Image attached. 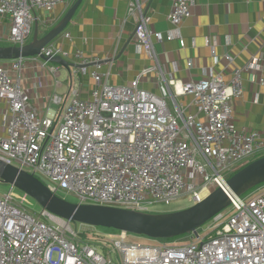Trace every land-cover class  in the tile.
Here are the masks:
<instances>
[{"label": "built area", "instance_id": "built-area-1", "mask_svg": "<svg viewBox=\"0 0 264 264\" xmlns=\"http://www.w3.org/2000/svg\"><path fill=\"white\" fill-rule=\"evenodd\" d=\"M66 2L0 0V17L8 20L6 40L25 44L34 11H51ZM191 5L192 0H172L167 15L172 29L163 37L149 28L141 2L131 0L127 15L135 24L132 39L153 65L126 85L110 84L94 69L87 97L72 89L62 104V97L53 94L42 112L31 107L21 83L29 58L0 61V100L8 109L0 159L41 176L61 198L72 194L77 203L144 212L187 194L193 204L217 187L224 189L231 174L250 158L264 155V128L234 123L230 102L242 94V73L250 65L234 68L227 81L212 69L195 80L164 77L152 38L178 39L183 46L178 28L190 16ZM63 35L69 38V33ZM205 43L214 54L215 39L207 37ZM42 53L68 56L53 44ZM72 55L81 65L99 60L81 50ZM250 62L257 64L258 58ZM255 70L264 87V65ZM149 74L155 76L156 92L140 82ZM184 95L190 97L187 103L179 101ZM11 190L0 194V264H264V183L239 197L229 196L226 208L197 228L196 235L184 234L186 242L179 244H140L123 231L96 233V227H76L44 209L36 217L22 206L25 196L17 200Z\"/></svg>", "mask_w": 264, "mask_h": 264}, {"label": "crops", "instance_id": "crops-1", "mask_svg": "<svg viewBox=\"0 0 264 264\" xmlns=\"http://www.w3.org/2000/svg\"><path fill=\"white\" fill-rule=\"evenodd\" d=\"M130 1L82 0L64 30L69 33V38L62 33L51 43L67 53L68 56L61 55L71 63H78L72 55L76 50L99 59L97 63L87 64L85 71L71 67L69 72L57 64L26 59L21 70V83L35 111H45L53 94L62 97V104L72 89L77 90L81 97H87L94 87L89 75L94 69L105 74L108 83L126 85L144 67L153 65L154 61L143 46L132 39L135 24L127 15ZM139 1L144 13L150 17L149 28L165 37L172 29L167 19L172 0ZM72 2L67 0L51 11L35 10L33 24L37 23L42 31L55 25ZM190 12L178 28L183 46L179 45L178 39L157 41L152 38L164 77L180 82L195 80L205 69H212L214 73H223L227 81L234 68L250 65L253 68L242 73V94L230 102L234 123L238 128H264V87L258 84V72L255 70L257 64L264 65V0H192ZM7 31L8 20L0 17V45H10L6 40ZM207 37L215 39L214 54L205 43ZM254 56L258 58L257 64L250 62ZM188 62H191L190 67ZM52 66L57 70L52 71ZM154 77V74H149L140 81L145 89L152 92H156ZM189 99L186 95L179 97L183 103ZM7 115V106L0 100V136L5 135Z\"/></svg>", "mask_w": 264, "mask_h": 264}, {"label": "water", "instance_id": "water-1", "mask_svg": "<svg viewBox=\"0 0 264 264\" xmlns=\"http://www.w3.org/2000/svg\"><path fill=\"white\" fill-rule=\"evenodd\" d=\"M82 0H73L62 18L43 31L34 23L30 40L23 45H0V61L37 56L44 62L71 67L86 65L71 63L61 55L47 57L42 49L64 32ZM0 182L15 187L33 199L41 209L72 223L123 231L150 239H171L196 229L229 205V196H241L264 183V155L236 170L225 180L224 189L217 187L192 205L170 212H144L130 208L68 201L51 192L36 176L0 159Z\"/></svg>", "mask_w": 264, "mask_h": 264}, {"label": "rangeland", "instance_id": "rangeland-1", "mask_svg": "<svg viewBox=\"0 0 264 264\" xmlns=\"http://www.w3.org/2000/svg\"><path fill=\"white\" fill-rule=\"evenodd\" d=\"M31 37V36H30ZM27 40V42L30 40ZM11 45V44H10ZM190 98V97H189ZM168 103L170 105V102L168 100ZM170 109L172 110L171 106ZM252 158H250L251 161ZM246 161H244L245 163ZM38 178H40L44 183H46L45 179L42 178L41 176L37 175ZM10 188V185L8 184H4L2 182H0V194L1 193H5L8 191V189ZM11 194L12 196L17 199L20 200L22 198V196H25V199L23 201H21L22 206L30 213L35 215L36 217L39 214V211L41 210L40 206L30 197H28L27 195H25L23 192H21L20 190L16 189L15 187H12L11 190ZM64 198L68 201H72V202H76V198L75 196H73L72 194H65ZM192 205V202L190 201V194L181 196L180 198H178L177 200H174L172 202H169L167 204H156L154 206H152L150 208V212H170V211H174L176 210V208L178 207H185V206H190ZM230 214V212H229ZM72 225H75L77 227V224L79 223H72ZM98 231L96 233H99V231L104 232V233H108V232H112V229H106V228H98ZM199 231L202 233V228L199 229ZM130 239L140 243V244H148V243H154V244H158V243H167V244H179V243H183L186 242V237L181 235V236H176L174 238L171 239H150L144 236H138V235H131ZM98 250L101 251V249L98 247Z\"/></svg>", "mask_w": 264, "mask_h": 264}, {"label": "trees", "instance_id": "trees-1", "mask_svg": "<svg viewBox=\"0 0 264 264\" xmlns=\"http://www.w3.org/2000/svg\"><path fill=\"white\" fill-rule=\"evenodd\" d=\"M113 231H115V230H113ZM85 235H86V233H82V237H86Z\"/></svg>", "mask_w": 264, "mask_h": 264}]
</instances>
